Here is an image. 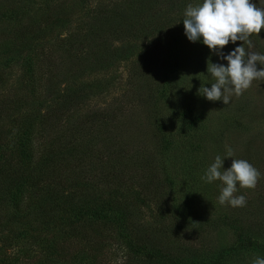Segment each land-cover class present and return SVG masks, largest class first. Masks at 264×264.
Returning <instances> with one entry per match:
<instances>
[{
    "label": "trees",
    "instance_id": "16d2710c",
    "mask_svg": "<svg viewBox=\"0 0 264 264\" xmlns=\"http://www.w3.org/2000/svg\"><path fill=\"white\" fill-rule=\"evenodd\" d=\"M143 2L149 5V0ZM94 3L28 0L22 7L3 8L0 4V20L5 17L8 22L0 24L2 47H7L3 49L7 58L0 64V88L14 84L13 92L0 96V264H226L246 258L249 251L264 255V242L250 230L253 223L245 226L241 221L231 224L236 244L220 249L215 258L205 259L199 248H192L197 257L188 255L183 240L196 228L200 249L214 251V245H205L203 239L211 218L194 210L185 213L176 200L169 203V193L161 195L164 186L174 187L168 175L161 180L154 171L142 179L143 173H129L114 163L111 158H118L122 149L104 151L109 160L97 159L102 151L96 139L110 134L107 129L118 112L95 109L83 115L78 101L82 99L84 107L115 87L121 75L105 73L119 61L137 65L159 57L160 36L156 40L154 36L174 15L159 17L154 11L152 20H136L148 16L142 11L130 20L122 4ZM83 8L82 27L68 26L75 12L82 10L78 18L83 15ZM160 10L168 12L165 5ZM60 27L72 32L63 36L57 31ZM59 50L77 59L78 72H52L53 54ZM22 56L24 64L17 63L20 75L10 82L16 59ZM35 68L48 69L47 96L38 95L37 88L46 82ZM6 106L11 111L3 114ZM25 107L28 116L21 117ZM70 121L54 144L40 140V125L64 126ZM117 237L125 247L120 259L113 257L118 250L105 254Z\"/></svg>",
    "mask_w": 264,
    "mask_h": 264
},
{
    "label": "rangeland",
    "instance_id": "374dc122",
    "mask_svg": "<svg viewBox=\"0 0 264 264\" xmlns=\"http://www.w3.org/2000/svg\"><path fill=\"white\" fill-rule=\"evenodd\" d=\"M27 1L0 0V4L2 8L7 4L11 6L17 4L18 7H22ZM89 1L91 4L99 0ZM251 2L257 7H264V0H251ZM198 3H202V0H149V5L143 0H110V5L122 4L121 9H126L127 16L131 15L130 20L142 11L148 16L141 15L136 20H146L145 18L152 20L155 18L154 11L159 17L162 13L169 15L170 12L174 17L169 16L171 23L154 36L155 40L160 36L157 40L159 46L156 48L157 52L160 51L157 53L159 57L156 56L155 60H144V63L140 60L137 65H132L129 61H119L105 73V76L111 73L121 75L117 79L116 86L105 95L88 100L84 107L83 100H79L77 106H81L79 110L83 115L95 109H116L118 112L111 130L107 129L110 134L104 133L102 134L104 137H100L99 141L96 139L98 148L102 151L97 159L105 157V160H109L107 155L103 154L104 151L122 149L123 152H120L122 154L118 158H111L114 163L119 162L118 164L128 169L129 173L137 175L143 173L142 179H146V174L151 175L154 171L161 180L168 175L174 181V187L164 186L161 195L164 197L168 192L169 203H174L176 200V204H179L185 213L194 210L211 218V225L205 228L203 239L205 245H214L213 252L208 253L200 249L203 244L196 237L197 228L191 230L183 240V248L187 250L188 255L193 254L192 248H199L201 256L210 260L215 258L220 249L236 244L232 223L239 224L241 221L245 226H252L253 223L254 227L252 226L250 230L256 234L255 237L264 242V80L253 81L252 86L242 95L239 97L233 95L228 105L222 100L213 102L198 95L202 83L210 88L211 83L214 82L207 73L209 59L213 63L227 66V61L221 60L214 54L203 44L202 39L191 42L185 35L184 11L189 4L195 6ZM163 5L167 7L168 12L160 10ZM80 11L82 13V10ZM78 13L80 12H75L68 26L82 27L85 9L80 18ZM0 24L1 26L8 24L5 17L0 20ZM57 31L63 36L72 32L64 27L57 28ZM250 39L252 47L249 49L245 44L246 50L264 54V29L260 35L254 34ZM116 41H119V38ZM1 42L0 40V64L7 58L6 53L3 52L7 47H2ZM242 44V41H237L235 44L230 42L222 51L228 54ZM169 53L174 59H166L169 58ZM46 59L48 61V58ZM53 59H56L53 73L58 70L62 73L79 71L77 59L62 50L53 54ZM23 61V56L16 59L10 82L20 75L21 68L18 66ZM257 67L260 69L264 66L258 64ZM47 70L35 68V74L42 76V80L37 78V81L46 82L44 88H37L40 96L51 93H49ZM13 85L6 89L0 88V96L13 92ZM5 108L3 114L11 111V106ZM28 109L22 108L20 116L25 117ZM30 117L34 116L30 115ZM71 123V121L66 122L64 126L63 123L53 122L40 125V140L50 145L54 144L60 137L63 127H70ZM21 129L19 127L16 130L20 133ZM11 134L16 137V133ZM42 135L45 136L43 139ZM226 148L233 150L234 159L249 161L262 174L255 189H240L237 185L236 195H245L247 198L244 207L221 205L218 202L221 182L206 183L201 180L204 171L214 162L217 155L225 157ZM233 158H225V169L231 166ZM146 166L149 168L144 169L143 167ZM145 218L147 221L148 215ZM117 240L106 249L105 254L111 255V251L118 250L113 257L118 256L120 259L125 253V247L121 238L117 237ZM179 241L178 245L182 244V241ZM118 243H122L123 246ZM81 244V241L76 243L78 247ZM197 255V253L193 254L194 257ZM246 256L244 259L227 261L226 264H251L255 257H264L263 254L253 251L247 252Z\"/></svg>",
    "mask_w": 264,
    "mask_h": 264
},
{
    "label": "clouds",
    "instance_id": "9594fccd",
    "mask_svg": "<svg viewBox=\"0 0 264 264\" xmlns=\"http://www.w3.org/2000/svg\"><path fill=\"white\" fill-rule=\"evenodd\" d=\"M185 35L191 42L202 39L214 54L227 61V66L213 63L209 59L207 73L214 82L211 87L203 83L198 95L209 101H223L228 105L233 95L239 97L248 90L253 81L264 80V54L248 51L252 47L251 37L260 35L264 29V7H257L251 0H202L195 6L189 4L183 14ZM242 41L241 46L225 54L222 50L230 42ZM234 152L226 148L225 157L217 155L201 180L206 183L221 182L218 202L231 207H244L245 195H236L240 189H255L261 179V172L245 159H234ZM225 158H233L229 168H224ZM251 264H264V257H255Z\"/></svg>",
    "mask_w": 264,
    "mask_h": 264
}]
</instances>
